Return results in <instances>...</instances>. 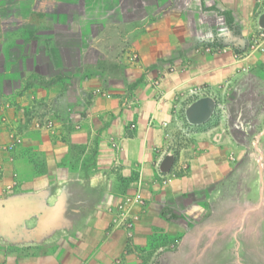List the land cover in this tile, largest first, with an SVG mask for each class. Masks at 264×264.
Here are the masks:
<instances>
[{
    "label": "crops",
    "instance_id": "obj_1",
    "mask_svg": "<svg viewBox=\"0 0 264 264\" xmlns=\"http://www.w3.org/2000/svg\"><path fill=\"white\" fill-rule=\"evenodd\" d=\"M262 13L264 0H0V147L10 128L22 134L12 153L0 149V264H153L160 235L178 241L159 264H199L211 252L209 264L225 249L216 235L203 243L202 221L229 173L237 185L223 206L241 210L239 251L264 264L248 228L264 128L245 151L247 125L264 126V39L250 47ZM228 18L248 45L240 53L208 45L225 38ZM197 88L228 116L189 125ZM249 108L237 146L226 119ZM37 117L55 128L34 130ZM231 153L240 154L229 165ZM167 154L174 164L162 174ZM135 193L146 206L136 251L125 253L107 207Z\"/></svg>",
    "mask_w": 264,
    "mask_h": 264
},
{
    "label": "rangeland",
    "instance_id": "obj_2",
    "mask_svg": "<svg viewBox=\"0 0 264 264\" xmlns=\"http://www.w3.org/2000/svg\"><path fill=\"white\" fill-rule=\"evenodd\" d=\"M225 95H226L225 96L226 102L232 99L231 93H226ZM248 98L250 102L252 99L251 94ZM225 111H226L225 112V117H226L228 116L227 109H225ZM248 112H249L248 116H245L243 114L241 115L240 113L235 112L233 116V121L231 123L229 122L228 119H226V124L228 126L229 134L231 133L233 135V137L236 140L235 142H237L238 144L237 146H239L241 142L240 137H239L240 132H238L239 128L241 126H246V125H243L241 122L243 120H248L251 118V108L248 109ZM213 115L219 116L217 111L214 112ZM247 126H248V129L246 130L247 134L249 132V134L254 135V136L252 140H249L247 142V147H245V151L248 150V148H252L254 150V146L257 143L256 136L258 137V135L261 134V131L264 128L263 125L257 126V124L247 125ZM259 144L264 145V139H261ZM238 151H240V148H238ZM4 152L9 153L7 151H4ZM239 154L240 153H238L237 155L233 153H231V155L229 154V165L236 163V161L238 160ZM256 158L258 160V163L260 164V167L262 168V171H261L260 178L258 174L255 175L254 183H249L248 185L249 189H251L253 193V209L251 211V215L249 218L248 228H249V233L251 234V236L255 239H260L261 240L260 242L262 244L264 243V232H261V236L258 237L257 234H258V231L261 230V227L258 228L257 223L258 221L259 222L261 221L260 216L258 219V210H259L260 215H261V212L264 211V155L259 156L257 154ZM236 185H237L236 178L233 176V174L230 175L229 173L228 182L226 183V185L222 184L221 187L213 188L211 191L212 212L209 217H207L204 221H202V224H204V226L207 228L206 229L207 234L204 236V241L203 240L202 241L204 244H206L212 241L216 235V240L213 241L214 245L215 246L221 245L222 247H224L225 251L223 250L222 253L219 252L221 260L219 258L218 259L214 258V260L210 261L209 264H236L238 254L241 255L242 262L244 264H253V257L255 253L244 252L243 254L241 253V251H239L238 238H239V234L241 231V226H239V223H237L236 216L241 210L226 208L225 206H223V201L230 199L231 195L233 194L236 188ZM263 222L264 220H262L260 223L264 231ZM177 241H178V237L169 239L164 235H160L155 240L154 238H152L151 246H154L158 249L156 254L154 255L155 260L153 264H159V261H160L159 259L161 258V256L165 254V252L173 250L177 245ZM256 244H257V241H255L254 245L256 249L255 251H258L257 250L258 247ZM215 249L216 248H213V250ZM210 255H211V252H208V256L206 255V257L203 258L204 260L201 261L199 264H204L207 261L209 262Z\"/></svg>",
    "mask_w": 264,
    "mask_h": 264
},
{
    "label": "built area",
    "instance_id": "obj_3",
    "mask_svg": "<svg viewBox=\"0 0 264 264\" xmlns=\"http://www.w3.org/2000/svg\"><path fill=\"white\" fill-rule=\"evenodd\" d=\"M264 39V30L257 29V32L252 37L250 42V47H259V41ZM205 52H219V50L212 48H205ZM127 62L128 65L134 66L138 63L139 56L133 49H127ZM247 72V71H245ZM190 95L194 97L196 100L199 98L208 97L207 92L203 89H193L190 91ZM217 102V101H216ZM219 114V116L224 117L225 108L222 104L217 103L215 107V111ZM34 130L41 131H49L55 128L53 121L47 117H37L31 122ZM133 129V126L130 127ZM10 138L7 144L2 145L0 149L2 151L13 152L17 145L20 144L22 134L19 133L15 128H10ZM146 206V202L143 197H141L138 193L132 195H124L121 197L119 201L115 204L107 207V213L110 215V228L112 231L118 230L124 233L125 237V253L127 252H135L134 246V233H135V225L138 222L140 216L139 213L136 212L137 209L143 210Z\"/></svg>",
    "mask_w": 264,
    "mask_h": 264
},
{
    "label": "water",
    "instance_id": "obj_4",
    "mask_svg": "<svg viewBox=\"0 0 264 264\" xmlns=\"http://www.w3.org/2000/svg\"><path fill=\"white\" fill-rule=\"evenodd\" d=\"M257 26L264 30V13L260 14L257 19ZM216 103L212 98L204 97L195 100L184 111L185 121L192 126H200L206 124L213 116ZM174 164L172 154H167L159 164V171L167 174L171 171Z\"/></svg>",
    "mask_w": 264,
    "mask_h": 264
},
{
    "label": "trees",
    "instance_id": "obj_5",
    "mask_svg": "<svg viewBox=\"0 0 264 264\" xmlns=\"http://www.w3.org/2000/svg\"><path fill=\"white\" fill-rule=\"evenodd\" d=\"M228 33L225 38H222L220 42H211L208 45L213 46H230L235 53L244 51L248 45L246 41H241L239 28L233 24L232 20L228 18L226 20Z\"/></svg>",
    "mask_w": 264,
    "mask_h": 264
}]
</instances>
